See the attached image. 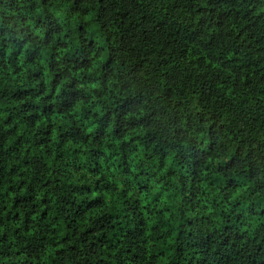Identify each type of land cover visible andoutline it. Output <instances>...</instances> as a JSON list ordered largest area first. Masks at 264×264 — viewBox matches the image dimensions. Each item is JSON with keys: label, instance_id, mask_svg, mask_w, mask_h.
I'll use <instances>...</instances> for the list:
<instances>
[{"label": "trees", "instance_id": "1", "mask_svg": "<svg viewBox=\"0 0 264 264\" xmlns=\"http://www.w3.org/2000/svg\"><path fill=\"white\" fill-rule=\"evenodd\" d=\"M0 264H264V0H0Z\"/></svg>", "mask_w": 264, "mask_h": 264}]
</instances>
